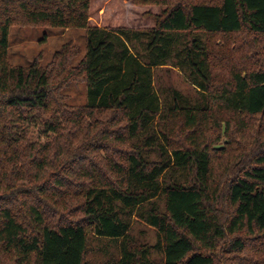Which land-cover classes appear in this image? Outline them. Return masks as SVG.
<instances>
[{"label": "trees", "instance_id": "16d2710c", "mask_svg": "<svg viewBox=\"0 0 264 264\" xmlns=\"http://www.w3.org/2000/svg\"><path fill=\"white\" fill-rule=\"evenodd\" d=\"M91 3L0 0V264H89L93 233L120 241L106 264H226L260 247L264 0H134L163 8L147 30L92 26ZM13 26L87 30V51L14 67ZM164 67L199 98L167 88L163 104ZM71 83L88 104L67 102ZM134 216L155 246L130 240Z\"/></svg>", "mask_w": 264, "mask_h": 264}, {"label": "rangeland", "instance_id": "374dc122", "mask_svg": "<svg viewBox=\"0 0 264 264\" xmlns=\"http://www.w3.org/2000/svg\"><path fill=\"white\" fill-rule=\"evenodd\" d=\"M163 8L156 5H138L134 0H92L90 9V24L99 28H126L147 30L155 26V15ZM88 31L83 29H61L52 27H22L13 26L9 32V60L14 67L28 68L35 60L45 67L54 55L66 48H75L79 54L74 59L77 65L87 51ZM156 90L165 103V90L176 89L183 95L199 98L187 75L179 69L164 67L155 69ZM164 90V91H163ZM67 102L72 106H83L89 103L88 86L84 83H71L63 92ZM164 93V94H163ZM168 97V95H167ZM258 122L255 124V127ZM229 140L223 135V140L217 147H225ZM155 157V156H152ZM161 201V200H160ZM163 204V202H162ZM130 240L153 247L159 241L157 231L137 217H133ZM260 247L249 248L248 252L237 254L224 253L222 259L226 264H255L264 258V237L251 239V244ZM253 249L255 251H253ZM120 241L116 242L101 238L94 233L89 236V264H106L117 261L121 256ZM152 258L161 262L162 254L152 250Z\"/></svg>", "mask_w": 264, "mask_h": 264}]
</instances>
